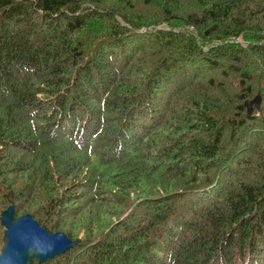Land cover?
Returning <instances> with one entry per match:
<instances>
[{
    "label": "trees",
    "instance_id": "obj_1",
    "mask_svg": "<svg viewBox=\"0 0 264 264\" xmlns=\"http://www.w3.org/2000/svg\"><path fill=\"white\" fill-rule=\"evenodd\" d=\"M260 77L264 0H0V212L80 240L41 264H264Z\"/></svg>",
    "mask_w": 264,
    "mask_h": 264
},
{
    "label": "water",
    "instance_id": "obj_2",
    "mask_svg": "<svg viewBox=\"0 0 264 264\" xmlns=\"http://www.w3.org/2000/svg\"><path fill=\"white\" fill-rule=\"evenodd\" d=\"M252 102L258 103V98ZM0 226V264H29L31 260L41 264L80 243L79 239L71 241L59 232L49 233L28 214L14 219L13 206L0 212Z\"/></svg>",
    "mask_w": 264,
    "mask_h": 264
},
{
    "label": "rangeland",
    "instance_id": "obj_3",
    "mask_svg": "<svg viewBox=\"0 0 264 264\" xmlns=\"http://www.w3.org/2000/svg\"><path fill=\"white\" fill-rule=\"evenodd\" d=\"M257 72V71H256ZM255 84H258L261 88H260V91L259 92H262V87H264V77H260L258 82L256 83L255 81L253 83H251V86L252 85H255ZM256 86H253V88H255ZM258 92L259 95H261L260 93ZM254 93H257V92H254ZM255 98H258V96L254 97ZM252 99L249 103H253L252 101L254 100ZM262 104L264 106V96L262 97ZM258 102H259V98H258ZM264 108V107H263Z\"/></svg>",
    "mask_w": 264,
    "mask_h": 264
}]
</instances>
